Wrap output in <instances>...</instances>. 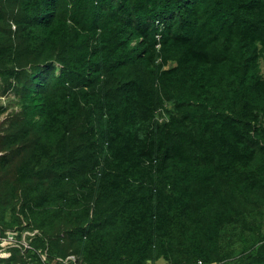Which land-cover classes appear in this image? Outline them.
<instances>
[{"label":"trees","instance_id":"obj_1","mask_svg":"<svg viewBox=\"0 0 264 264\" xmlns=\"http://www.w3.org/2000/svg\"><path fill=\"white\" fill-rule=\"evenodd\" d=\"M263 59L264 0H0V230L37 229L0 261L264 264Z\"/></svg>","mask_w":264,"mask_h":264},{"label":"rangeland","instance_id":"obj_2","mask_svg":"<svg viewBox=\"0 0 264 264\" xmlns=\"http://www.w3.org/2000/svg\"><path fill=\"white\" fill-rule=\"evenodd\" d=\"M262 71L264 73V59L261 61ZM0 107L3 108L0 114V141L1 138L6 134L16 129L18 123H20L21 116V105L19 94L15 92L14 82L9 83V80L0 76ZM1 144V142H0ZM31 146V138H27L24 141L19 142L17 145L11 149L4 150L3 152L9 153V158L7 162L0 163V192L4 194L6 198L16 191V175H17V165L23 155H26ZM2 151L0 150V154ZM51 178V177H49ZM48 178V180H49ZM19 190L17 191V196L14 198V202L18 205L20 198ZM8 195V196H7ZM24 219L22 224L24 223ZM252 225L262 226L264 230V222L262 223V217L260 214L255 215L249 220ZM59 227V226H58ZM56 227V228H58ZM35 229H33L34 231ZM244 237L235 231L234 233L225 236L226 245L228 252L231 255H237L245 243L251 241L252 234L247 232ZM246 238V239H244ZM244 243V244H243ZM4 258V257H3ZM0 264H8L7 262L0 261ZM153 264H169L167 260L162 258L158 259Z\"/></svg>","mask_w":264,"mask_h":264},{"label":"built area","instance_id":"obj_3","mask_svg":"<svg viewBox=\"0 0 264 264\" xmlns=\"http://www.w3.org/2000/svg\"><path fill=\"white\" fill-rule=\"evenodd\" d=\"M37 232V229L33 230H23L21 237L18 236L19 230L16 228H7L3 231L0 230V258H7L11 255V249L13 247H21L23 250L27 248H33L30 241L33 235ZM34 249V248H33ZM41 259L44 261L47 256V250H38ZM58 264H78V258L75 254H68L65 257H57ZM217 260L214 261H204L201 258L197 259L192 264H219Z\"/></svg>","mask_w":264,"mask_h":264}]
</instances>
